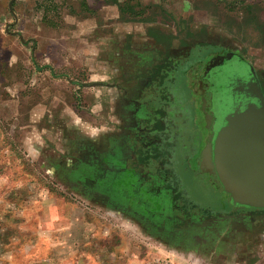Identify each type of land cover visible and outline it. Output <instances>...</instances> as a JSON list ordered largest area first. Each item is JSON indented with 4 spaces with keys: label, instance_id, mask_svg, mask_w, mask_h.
Returning a JSON list of instances; mask_svg holds the SVG:
<instances>
[{
    "label": "crops",
    "instance_id": "0c3cea01",
    "mask_svg": "<svg viewBox=\"0 0 264 264\" xmlns=\"http://www.w3.org/2000/svg\"><path fill=\"white\" fill-rule=\"evenodd\" d=\"M20 1L0 0V105L45 174L136 230L159 264H264L263 212L217 219L180 240L164 233L172 212L185 215L171 211L161 185L142 182L134 160L161 45L151 19L114 0L115 13L100 20L85 0H63L68 19L57 24L44 9L32 22Z\"/></svg>",
    "mask_w": 264,
    "mask_h": 264
},
{
    "label": "rangeland",
    "instance_id": "374dc122",
    "mask_svg": "<svg viewBox=\"0 0 264 264\" xmlns=\"http://www.w3.org/2000/svg\"><path fill=\"white\" fill-rule=\"evenodd\" d=\"M39 1H42V9L37 7L38 0H22L17 10L25 17L29 15L34 22L38 16L36 13L42 15L45 9L57 24L71 14V9L63 0H56L54 4L53 0ZM85 1L92 11L98 12L92 17L99 16L100 20L102 14L109 16L117 9L114 0ZM119 2H127L141 12V17L151 19L154 32L159 33L166 52L170 46L185 49L195 42L201 44V50H206L204 56H213L221 47L244 55L264 75V0ZM56 4H59L58 7L54 6ZM2 54L0 50V72L6 56ZM189 60L192 61V58H187V62ZM185 66V83L183 78H176L173 89L170 88L174 98L171 102L166 99L168 94L165 95L168 81L155 74L163 86L164 95L158 97L157 104L163 110L167 103H172L168 113L171 119L177 116L176 121L181 114L197 115L199 128H194L199 134H194V153L204 146L207 154L206 142L200 139L206 129L205 102L199 96L193 99L191 94V85L198 71L192 72L188 69L190 65ZM172 69L170 66L167 72H172ZM170 77L172 80V75ZM186 85H190L189 90ZM187 130L192 131V127ZM186 135L191 138L190 134ZM24 141L25 135L19 132L16 123L9 120L0 105V264H159L157 251L152 250L147 240L135 233L136 230L101 208L88 206L82 198L64 188L58 176H47L28 154ZM177 145L171 147L170 152L167 150L169 159L166 161L174 165L181 156H193L191 151L182 146L177 148ZM179 175L175 176L180 182L170 185L178 198H189L206 210L216 209L213 202L218 203L221 197L218 191L211 190L202 177L197 179L185 166L179 170Z\"/></svg>",
    "mask_w": 264,
    "mask_h": 264
},
{
    "label": "flooded vegetation",
    "instance_id": "af4514ba",
    "mask_svg": "<svg viewBox=\"0 0 264 264\" xmlns=\"http://www.w3.org/2000/svg\"><path fill=\"white\" fill-rule=\"evenodd\" d=\"M160 37V36H159ZM162 40V38H161ZM160 41V40H159ZM204 45L205 48L207 45ZM186 46V45H185ZM185 49H176L174 47H169L168 52H166L165 46L163 44L160 45V49L158 54V61L152 67V71H157V73H152L150 70V74L147 73L146 81H147V96L150 100V110L151 113L148 114L146 118V128L145 132H138L136 134L134 143H135V163L139 164L138 176H142V182H144V178L146 176L150 177V179L161 185L162 188L166 191V195H168L171 211L178 209V213L184 214L185 216H177L173 215V212L169 216L171 219V227L170 229H165L164 233L166 236L175 237L176 240H180V236L187 235L190 232L188 230L193 231L194 229L200 228L210 229L209 224L216 223L217 219H225L226 217H236L242 214H261L264 213L263 209H248V208H238L234 207L229 200V196L224 193L222 186L220 185L218 178L215 174V170L212 162V141L214 138V128H215V119L214 113L212 111V94L209 92L210 83L207 80V73L214 67L219 64L224 58L227 57L228 54H238L244 57L253 67L254 72L260 82V85L264 92V75L258 71L255 65L251 61H249L244 55L237 53L235 51H230L226 49L218 48L220 51L216 52V55L207 56L203 55L206 50H201V44L198 45L193 42L190 46H186ZM218 47V46H217ZM161 53V54H159ZM156 54V55H157ZM192 58V61L189 60L187 62V58ZM186 60V61H185ZM214 60V61H213ZM212 62V64H211ZM190 65L189 70L192 69V72H196V80L193 82L191 94L193 95V99L199 96L204 100V109L203 111L206 113L207 121H205L204 126L205 135H201L200 139H204L203 143L206 142L205 146L207 149V154H205L203 147H200L198 153H194V134L197 133L198 129V121L197 115H178L180 118L176 121L175 119H171L170 114L168 113L171 110V104L167 103L166 106L161 109V106L157 104L158 97H164L163 95V86L159 84V78L156 77L155 74L164 77L168 83L166 87L169 102L173 101V96L170 94L172 87L175 84L176 78H183L185 83L187 72L185 71L186 66ZM169 65V67H168ZM173 67V71L167 72V69ZM159 72V73H158ZM192 74V73H190ZM170 75H172V80ZM185 79V80H184ZM173 81V82H172ZM178 82V81H177ZM190 85H186L189 90ZM161 87V88H160ZM171 88V90H170ZM168 89V90H167ZM197 92L196 94H193ZM170 94V95H169ZM196 99V98H195ZM165 101V100H164ZM163 103V102H162ZM180 112V111H179ZM168 113L169 115H166ZM186 116V117H184ZM195 121V124H194ZM200 123V122H199ZM192 127L191 130H187ZM196 127V128H194ZM182 128V129H181ZM191 131V132H189ZM185 132V133H184ZM186 133L191 135V138L186 135ZM167 135V137H166ZM199 138V137H198ZM175 140L177 142H175ZM191 140V142H190ZM174 141L172 144L171 142ZM169 143V144H168ZM178 147H184L185 149L191 151L193 156L183 157L181 156L180 161L174 165L171 162H167L169 158L167 157V150L170 152V148L174 145ZM168 144V146H166ZM154 145V146H152ZM170 145V146H169ZM158 148H157V147ZM175 149V148H174ZM179 156V155H178ZM169 166H168V164ZM185 168L191 172L192 175L196 176L197 179L201 180V177L204 179L203 182L209 186L211 190L218 191L221 196L218 200V203L215 201V210H206L203 209L200 204H197L191 201L189 198L182 197L178 198L177 194H175L174 190L170 185L177 184L180 180L178 179L179 170L181 168ZM194 168H196L194 170ZM143 171L144 173H142ZM173 176L171 173H173ZM164 174V176H163ZM166 175V176H165ZM177 175V176H175ZM171 176V177H169ZM180 176V175H179ZM133 177V176H132ZM205 177V178H204ZM127 182L131 184L129 178H127ZM140 184V183H139ZM169 185V186H168ZM213 191V192H214ZM187 199H189L187 201ZM182 218V219H181ZM200 219V220H199ZM181 220V223H179ZM178 226V227H177ZM177 228H181L180 231H175ZM211 232L210 230H208ZM187 233V234H186ZM192 233H190L191 236ZM188 237V235H187ZM190 239V238H188Z\"/></svg>",
    "mask_w": 264,
    "mask_h": 264
},
{
    "label": "water",
    "instance_id": "95a60500",
    "mask_svg": "<svg viewBox=\"0 0 264 264\" xmlns=\"http://www.w3.org/2000/svg\"><path fill=\"white\" fill-rule=\"evenodd\" d=\"M215 128L212 162L234 207L264 210V92L252 65L228 54L207 73Z\"/></svg>",
    "mask_w": 264,
    "mask_h": 264
},
{
    "label": "trees",
    "instance_id": "16d2710c",
    "mask_svg": "<svg viewBox=\"0 0 264 264\" xmlns=\"http://www.w3.org/2000/svg\"><path fill=\"white\" fill-rule=\"evenodd\" d=\"M130 11L134 13V9H130ZM135 13H136V15H138V13H137V12H135Z\"/></svg>",
    "mask_w": 264,
    "mask_h": 264
}]
</instances>
